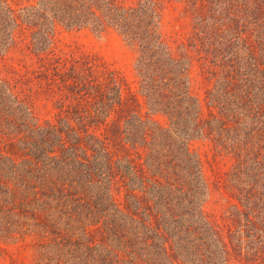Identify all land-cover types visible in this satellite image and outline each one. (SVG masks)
Wrapping results in <instances>:
<instances>
[{
  "label": "trees",
  "instance_id": "1",
  "mask_svg": "<svg viewBox=\"0 0 264 264\" xmlns=\"http://www.w3.org/2000/svg\"><path fill=\"white\" fill-rule=\"evenodd\" d=\"M189 3L203 24L194 46L218 75L207 117L192 56L166 43L154 0H0V58L22 42L60 94L55 121H35L0 75V236L38 264H232L230 246L264 247V0ZM60 26L138 45L140 93L104 64L54 55ZM196 136L235 157L227 235L204 209Z\"/></svg>",
  "mask_w": 264,
  "mask_h": 264
},
{
  "label": "rangeland",
  "instance_id": "2",
  "mask_svg": "<svg viewBox=\"0 0 264 264\" xmlns=\"http://www.w3.org/2000/svg\"><path fill=\"white\" fill-rule=\"evenodd\" d=\"M189 2L190 0H154L158 27L166 43L174 52L183 53L186 50L192 56L191 91L199 101L203 116L207 117L211 111L216 110L210 90L215 86L218 75L214 73L215 67L208 62L205 54L203 53L205 59L200 58L201 53L194 46L199 42L197 30H201L203 24L198 12ZM52 49L54 55L64 59H87L95 64H104L116 70L134 91L139 92V47L115 28L98 30L93 27L60 26ZM40 64V60L23 48L19 41L2 54L0 75L14 86L16 94L30 109L35 121H55L61 104L59 89L57 85H46V79L38 77L42 72ZM155 117L161 122L165 121L161 115ZM0 135L3 134L0 132ZM227 146L228 144L218 146L214 140L205 136H196L191 140V148L200 159L203 174L208 181L204 209L210 221L225 235L230 227L236 228L231 212L238 204L233 196L234 191L230 190L226 182L228 172L235 163L233 153L225 149ZM247 242L244 240L236 249L230 246L232 264H264V247L252 252L246 247ZM0 264L38 262L33 249L25 242L0 236Z\"/></svg>",
  "mask_w": 264,
  "mask_h": 264
}]
</instances>
